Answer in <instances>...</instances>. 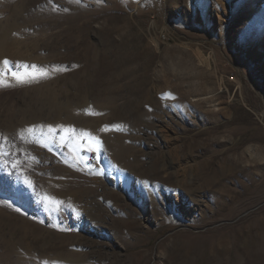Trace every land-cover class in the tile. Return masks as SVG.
<instances>
[{
    "label": "rangeland",
    "instance_id": "obj_1",
    "mask_svg": "<svg viewBox=\"0 0 264 264\" xmlns=\"http://www.w3.org/2000/svg\"><path fill=\"white\" fill-rule=\"evenodd\" d=\"M2 69L0 264H264V0H0Z\"/></svg>",
    "mask_w": 264,
    "mask_h": 264
},
{
    "label": "bare ground",
    "instance_id": "obj_2",
    "mask_svg": "<svg viewBox=\"0 0 264 264\" xmlns=\"http://www.w3.org/2000/svg\"><path fill=\"white\" fill-rule=\"evenodd\" d=\"M4 67H5V66H4ZM2 68H3V67H2ZM14 71H15V70H14ZM3 72H4V73H3ZM8 73H9V72H8ZM6 74H7V73H6ZM18 74H19V73H18ZM3 75H5V71H3V69H2V70H0V89H2L1 87H2V85L4 84V83L2 84V81L5 80ZM19 75H20V74H19ZM16 76H17V73H16ZM8 77H10V75H9ZM8 77H7V78H8ZM7 78H6V79H7ZM8 81H9V80H8ZM8 81H7V82H8ZM3 82H4V81H3ZM5 82H6V81H5ZM7 82H6V83H7ZM8 84H9V83H8ZM3 86H4V85H3ZM5 86H8V85L5 84ZM9 86H10V85H9ZM1 103H2V100H1V96H0V104H1ZM20 135H21V134H20ZM43 135H44V134H43ZM45 137H47V136H45ZM45 137L40 136V139H41V140H43V139L46 140ZM34 139H35V138H34ZM38 139H39V138H38ZM48 140H49V139H48ZM43 141H44V140H43ZM48 142H49V141H48ZM30 143H31V142H30ZM38 146H39V144H38ZM17 148H18V147H17ZM23 182H24V181H23ZM20 192H21V191H20Z\"/></svg>",
    "mask_w": 264,
    "mask_h": 264
},
{
    "label": "snow or ice",
    "instance_id": "obj_3",
    "mask_svg": "<svg viewBox=\"0 0 264 264\" xmlns=\"http://www.w3.org/2000/svg\"><path fill=\"white\" fill-rule=\"evenodd\" d=\"M3 63H4V64H7V63H8V61H7V60H5Z\"/></svg>",
    "mask_w": 264,
    "mask_h": 264
}]
</instances>
